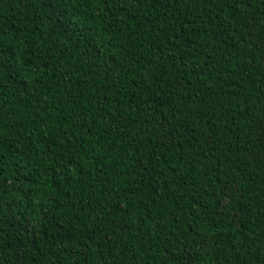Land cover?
Returning a JSON list of instances; mask_svg holds the SVG:
<instances>
[{"label": "trees", "instance_id": "1", "mask_svg": "<svg viewBox=\"0 0 264 264\" xmlns=\"http://www.w3.org/2000/svg\"><path fill=\"white\" fill-rule=\"evenodd\" d=\"M244 3L0 0V264H264Z\"/></svg>", "mask_w": 264, "mask_h": 264}, {"label": "snow or ice", "instance_id": "2", "mask_svg": "<svg viewBox=\"0 0 264 264\" xmlns=\"http://www.w3.org/2000/svg\"><path fill=\"white\" fill-rule=\"evenodd\" d=\"M230 2H231V0H230ZM237 6L238 7H248L250 5L245 4L244 0H237ZM261 12H264V6L261 7ZM4 55H5V53L3 51H0V59H2ZM262 126H264V125H262ZM165 138L170 139L171 138L170 133L167 134L165 136ZM20 259H21V264H23V262L26 260V257L23 253L20 254ZM186 264H191V262L187 261Z\"/></svg>", "mask_w": 264, "mask_h": 264}]
</instances>
